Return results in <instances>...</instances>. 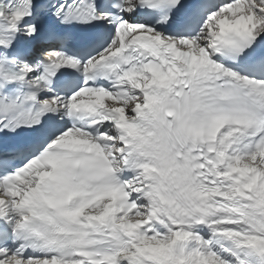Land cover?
I'll return each instance as SVG.
<instances>
[{
  "label": "snow or ice",
  "instance_id": "snow-or-ice-1",
  "mask_svg": "<svg viewBox=\"0 0 264 264\" xmlns=\"http://www.w3.org/2000/svg\"><path fill=\"white\" fill-rule=\"evenodd\" d=\"M0 264H264V0H0Z\"/></svg>",
  "mask_w": 264,
  "mask_h": 264
}]
</instances>
